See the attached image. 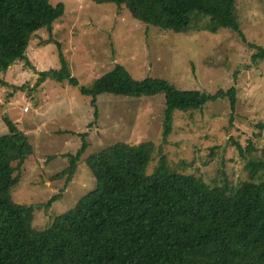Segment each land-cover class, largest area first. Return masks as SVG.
<instances>
[{"label": "trees", "instance_id": "obj_1", "mask_svg": "<svg viewBox=\"0 0 264 264\" xmlns=\"http://www.w3.org/2000/svg\"><path fill=\"white\" fill-rule=\"evenodd\" d=\"M92 1L126 7L134 19L178 34L233 30L257 51L255 61L264 60V48L250 44L242 30L238 0ZM64 13L65 5L55 6L51 0H0V76L18 63L30 65L35 36L41 30L52 34ZM58 46L61 67L42 73L38 87L54 81L78 88ZM79 89L93 99L96 108L97 99L104 95L165 96V142L173 133L174 111L202 110L218 100H229L236 109L238 97L235 88L206 95L178 90L163 79L136 81L121 65L91 88ZM5 121L12 135L0 142V264H264V150L248 164L253 179L233 186L229 181L209 184L193 174L172 170L164 156L153 173L147 174L155 145L117 144L86 159L95 188L57 216L49 228L40 230L34 226L36 211L61 196L38 205L14 201L12 192L20 186L35 147L27 134L9 119ZM80 138V149L65 156L68 169L56 176L68 175L66 184L89 149L88 133H81ZM238 147L243 155L244 149ZM248 151L257 152L254 146Z\"/></svg>", "mask_w": 264, "mask_h": 264}, {"label": "rangeland", "instance_id": "obj_2", "mask_svg": "<svg viewBox=\"0 0 264 264\" xmlns=\"http://www.w3.org/2000/svg\"><path fill=\"white\" fill-rule=\"evenodd\" d=\"M51 2L65 5L52 34L39 31L29 50L30 65L18 63L0 76L4 83L0 86V142L12 135L7 118L35 147L20 186L12 192L14 201L38 205L61 196L53 205L36 211L37 229L49 228L57 216L95 188L86 159L121 143L155 145L147 174L153 173L164 156L170 169L193 174L209 184L229 181L236 186L253 179L248 164L264 150V60H254L257 51L244 43L240 33L191 30L178 34L138 21L126 7L116 4ZM237 7L248 42L264 48V0H238ZM58 44L78 88L54 81L38 87L42 73L61 67ZM118 65L136 81L163 79L181 91L215 95L235 88L236 109L229 100H218L202 110H176L173 133L165 142V96L104 95L97 99L96 108L92 98L80 93V87L91 88ZM81 133H88L89 149L66 184L68 175L56 176L69 167L65 156L80 149ZM238 146L244 149L243 155ZM251 146L257 151L252 155L248 153Z\"/></svg>", "mask_w": 264, "mask_h": 264}, {"label": "built area", "instance_id": "obj_3", "mask_svg": "<svg viewBox=\"0 0 264 264\" xmlns=\"http://www.w3.org/2000/svg\"><path fill=\"white\" fill-rule=\"evenodd\" d=\"M27 111L29 112V109H28ZM27 111H26V112H27ZM27 114H28V113H27Z\"/></svg>", "mask_w": 264, "mask_h": 264}]
</instances>
